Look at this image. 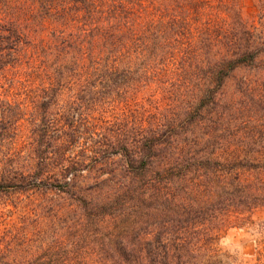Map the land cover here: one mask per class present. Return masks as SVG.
I'll list each match as a JSON object with an SVG mask.
<instances>
[{
  "label": "trees",
  "instance_id": "trees-1",
  "mask_svg": "<svg viewBox=\"0 0 264 264\" xmlns=\"http://www.w3.org/2000/svg\"><path fill=\"white\" fill-rule=\"evenodd\" d=\"M259 207L264 11L0 0V264H243Z\"/></svg>",
  "mask_w": 264,
  "mask_h": 264
},
{
  "label": "rangeland",
  "instance_id": "rangeland-1",
  "mask_svg": "<svg viewBox=\"0 0 264 264\" xmlns=\"http://www.w3.org/2000/svg\"><path fill=\"white\" fill-rule=\"evenodd\" d=\"M243 20L248 25L260 26L264 7L258 0H238ZM24 206L14 213L17 216ZM14 216H0V230L14 220ZM221 253L235 257L243 264H258L264 259V207L253 210L242 221L233 222L222 232L217 242Z\"/></svg>",
  "mask_w": 264,
  "mask_h": 264
}]
</instances>
